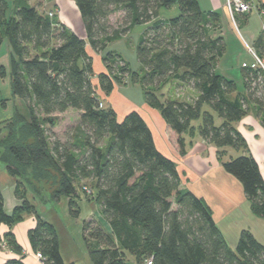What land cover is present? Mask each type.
<instances>
[{"label":"trees","instance_id":"trees-1","mask_svg":"<svg viewBox=\"0 0 264 264\" xmlns=\"http://www.w3.org/2000/svg\"><path fill=\"white\" fill-rule=\"evenodd\" d=\"M75 1L85 39L60 22L58 13L49 16L55 7L40 12L26 0H14L7 16V0H0V46L7 40L12 48L11 87L26 105L25 113L16 110L4 120L7 134L0 138V162L15 178V195L21 201L7 213L0 187V225L12 227L25 214H33L36 223L28 235L35 252L42 254L45 264H64L57 229L33 200L45 189L39 194L35 184L55 186L51 200L67 196L77 214L76 183L90 179L95 185L85 191L109 225L96 219L84 223L93 264H126L129 256L140 264L148 259L153 264H264V244L250 230H242L231 248L205 200L181 188L176 162L159 150L138 110L119 120L112 107L101 105L87 45L102 55L105 71L97 78L103 92L111 93L116 85L140 84L147 104L158 109L178 135L181 152L187 136H200L215 145L225 171L241 182L253 213L263 218L264 177L259 163L249 152L227 160L224 154L227 148L248 150L235 122L251 105L264 125V70L242 68L245 93L238 91L234 79L217 71L227 49L221 16L203 11L199 0ZM174 5L178 15L160 17L162 8ZM260 10L264 12V5ZM117 12L122 17L113 25L110 18ZM138 25L147 28L136 46L141 69L135 71L109 45ZM254 49L264 57V33ZM171 83V93H163ZM182 86L197 91V97L174 98L173 91ZM71 108L80 112L78 125L64 140L50 142L46 119L55 124L50 116ZM30 190L34 197L30 198ZM3 239L7 249L24 255L11 230L0 234ZM2 264L25 263L10 258Z\"/></svg>","mask_w":264,"mask_h":264},{"label":"crops","instance_id":"crops-1","mask_svg":"<svg viewBox=\"0 0 264 264\" xmlns=\"http://www.w3.org/2000/svg\"><path fill=\"white\" fill-rule=\"evenodd\" d=\"M254 2L257 6L255 9L246 14L237 13L233 18L228 11L227 0H199L203 11L212 10L220 13L222 28L225 23H228L232 32L234 31L239 41L246 47L245 52L251 57L250 64L255 62V56L250 51V48L255 51V42L264 33V13L261 14L257 10V8L260 9L264 5V0H254ZM59 21L69 28L60 17ZM87 49L93 59L95 56L102 59L101 53H96L91 46L87 45ZM223 57L217 63V71L228 78L234 79L237 83L238 91L245 93L242 73L239 76L235 67H222ZM244 63L250 65L247 61H243L241 69ZM104 71L105 66L101 60L97 66L98 73L92 77L102 101L101 105L103 107H112L116 111L119 120H122L132 110H138L143 115L153 132L155 143L159 150L176 162L181 177V188L190 190L205 200L210 207L215 223L220 228L230 247L233 249L236 247L240 234L244 229L250 230L264 244V218L253 213L241 182L225 171L222 162L219 160L216 146L200 136L195 138L187 136L185 152L182 153L178 144V135L169 128L158 109L149 106L145 99L139 104L122 94L121 91L126 88L121 86L127 85H116L109 94L99 88L97 74ZM238 80L241 82V87L238 84ZM173 87L172 83L167 85L163 93L167 94L168 91L171 93ZM173 92L178 98H185L184 95H186V99L189 100L195 99L198 95L197 91L187 86L177 88ZM79 114L80 112L78 111ZM235 126L245 137L248 144V150L242 153L249 152L255 157L264 177V125L253 105L250 106L245 116L235 122ZM85 180L87 179L79 180V184L84 185L83 181ZM92 183L95 185L93 180ZM0 187L4 196L5 210L10 214L21 201L15 195V178L8 174L6 168L5 170L0 168ZM35 223L36 220L33 214H25L23 220L12 227L6 224L0 225V234L3 235L11 230L24 250V255L21 256L9 249H0V264L10 258H21L25 264H45L36 257V252L28 235L29 230L34 227ZM104 226L109 228L105 219ZM57 232L64 264H93L88 251L85 250L84 246H78L70 233H60L58 230ZM2 241L5 242L4 239ZM126 264L140 263L134 256H129Z\"/></svg>","mask_w":264,"mask_h":264},{"label":"rangeland","instance_id":"rangeland-1","mask_svg":"<svg viewBox=\"0 0 264 264\" xmlns=\"http://www.w3.org/2000/svg\"><path fill=\"white\" fill-rule=\"evenodd\" d=\"M28 4L36 6L40 12H46L52 7H55L54 11L58 13L60 19L64 21L69 28L75 32L79 37H86V29L83 23V19L79 8L75 0H26ZM14 8V0H7V16H11ZM179 8L177 5L171 8H162L160 10L161 17L170 18L175 17L179 14ZM120 13L112 14L110 20L113 25H116L121 20ZM147 26L138 25L136 26L126 37L117 40L109 45L110 50H116L130 63L133 70L139 71L141 65L137 58L136 46L139 41L140 35L146 30ZM223 29V30H222ZM221 29V34L225 39L227 45V51L222 59V67H235L239 76H241L242 69L241 64L243 61L251 63V57L245 52V46L239 41L237 35L228 25V23ZM34 53V52H32ZM11 54L12 48L8 41L5 40L0 46V138L7 134V129L5 128L6 123L4 120L11 118L16 110L20 112H26V105L24 101L13 94L11 87ZM93 57V56H92ZM102 59L97 56L93 59L94 72H97V66ZM101 64V63H100ZM98 75V74H97ZM238 76V77H239ZM236 77V76H234ZM236 79V78H235ZM239 79V78H238ZM239 86L241 85L240 80H238ZM121 86V85H120ZM126 88L121 91L122 94L131 98L134 102L142 103L145 99L144 90L140 84H129L127 86H121ZM241 87V86H240ZM240 90V89H239ZM174 98H178L174 93L172 94ZM187 98L186 95H184ZM183 99V98H181ZM108 105V104H107ZM106 105V106H107ZM50 117L55 119V124L49 122V119L45 121V128L48 135L50 136V142H53L54 138L64 140L67 133L79 123L78 110L70 109L63 113H54ZM218 119V118H217ZM220 123V119L217 120ZM70 134V133H69ZM227 153L224 154V159H229L230 156H236L242 153V151H236L231 148L226 149ZM234 153H232V152ZM0 168L5 170V165L0 162ZM84 185H80L77 181L76 189L77 195L74 196L76 203L74 208L77 210V214H73L71 211L70 198L67 196L60 197L57 201H52L50 194L54 190L55 186L46 185L42 186L39 183L35 184V188L38 192H44V195L33 199L37 204L38 210L45 216L51 223L54 224L55 228L60 233H70L77 245L81 247L84 246L87 250L83 226L89 219H96L104 225V218L101 213L99 205L93 198H90L85 191V187H93L92 180L87 179L83 181ZM40 189V190H39ZM30 198L35 196L30 190ZM39 192V194H40ZM39 197V198H38ZM48 199V200H46ZM106 221V220H105Z\"/></svg>","mask_w":264,"mask_h":264},{"label":"built area","instance_id":"built-area-1","mask_svg":"<svg viewBox=\"0 0 264 264\" xmlns=\"http://www.w3.org/2000/svg\"><path fill=\"white\" fill-rule=\"evenodd\" d=\"M257 6L255 5L254 0H227V8L231 15V17H235L237 13L246 14L251 12ZM259 10L261 14H263V10ZM56 12L54 10L49 11V16H53ZM250 51L255 56V62L248 65L246 63L243 64V67H248L252 69L262 68L264 70V57H259L256 52L250 48ZM7 249V245L5 242L0 241V249ZM36 257L43 262V256L40 252H36ZM44 263V262H43ZM146 264H153L152 259H148L145 261Z\"/></svg>","mask_w":264,"mask_h":264}]
</instances>
